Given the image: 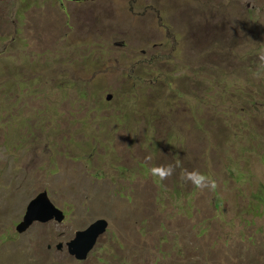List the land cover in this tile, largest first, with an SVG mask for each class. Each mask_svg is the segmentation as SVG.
I'll return each mask as SVG.
<instances>
[{
    "label": "rangeland",
    "instance_id": "rangeland-1",
    "mask_svg": "<svg viewBox=\"0 0 264 264\" xmlns=\"http://www.w3.org/2000/svg\"><path fill=\"white\" fill-rule=\"evenodd\" d=\"M262 49L264 0H0V264H264Z\"/></svg>",
    "mask_w": 264,
    "mask_h": 264
},
{
    "label": "water",
    "instance_id": "water-1",
    "mask_svg": "<svg viewBox=\"0 0 264 264\" xmlns=\"http://www.w3.org/2000/svg\"><path fill=\"white\" fill-rule=\"evenodd\" d=\"M64 212L55 206L47 191L39 193L28 205L23 220L18 224V233L22 234L35 222L47 223L49 221L63 222ZM108 223L104 219L97 220L87 229L77 231L75 237L67 244L69 253L77 260H86L95 247L99 237L107 230ZM63 244L58 245L61 249Z\"/></svg>",
    "mask_w": 264,
    "mask_h": 264
},
{
    "label": "clouds",
    "instance_id": "clouds-1",
    "mask_svg": "<svg viewBox=\"0 0 264 264\" xmlns=\"http://www.w3.org/2000/svg\"><path fill=\"white\" fill-rule=\"evenodd\" d=\"M258 60L260 61L258 69L253 73L254 77L259 79L264 75V49L260 50L258 53ZM150 161L151 156L145 158ZM179 161L175 164L160 165L154 166L149 169L150 175L153 178H158L160 181H164L172 177L176 171V168L179 167ZM180 179L184 182H190L195 188L204 189L210 187L211 190L215 191L217 184L216 181L211 179L209 176L202 174L198 170H193L191 172L186 169L181 172Z\"/></svg>",
    "mask_w": 264,
    "mask_h": 264
},
{
    "label": "flooded vegetation",
    "instance_id": "flooded-vegetation-1",
    "mask_svg": "<svg viewBox=\"0 0 264 264\" xmlns=\"http://www.w3.org/2000/svg\"><path fill=\"white\" fill-rule=\"evenodd\" d=\"M86 1H90V0H60V4H62L63 6H66V2H73V3H75V4H78V3H83V2H86ZM117 46H122V44L121 43H117L116 44ZM124 45V44H123ZM156 46V45H155ZM143 52V54H145L146 52L145 51H142ZM56 206V205H55ZM57 207V206H56ZM26 214V213H25ZM71 241V240H70ZM69 241V242H70ZM69 242H67V243H65L66 245L69 243ZM60 244H63V246H62V248L61 249H63L64 248V246H65V244H64V242H61ZM48 248L49 249H51V245H48Z\"/></svg>",
    "mask_w": 264,
    "mask_h": 264
}]
</instances>
